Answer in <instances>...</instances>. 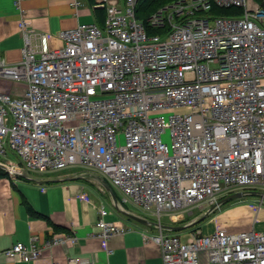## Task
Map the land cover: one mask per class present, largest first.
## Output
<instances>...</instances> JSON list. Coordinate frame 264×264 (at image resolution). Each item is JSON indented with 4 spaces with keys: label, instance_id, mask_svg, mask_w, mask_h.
Here are the masks:
<instances>
[{
    "label": "built area",
    "instance_id": "2783aa9c",
    "mask_svg": "<svg viewBox=\"0 0 264 264\" xmlns=\"http://www.w3.org/2000/svg\"><path fill=\"white\" fill-rule=\"evenodd\" d=\"M136 2L102 0V25L64 29V45L51 48L14 0L21 58L8 63L0 54V78L22 90L0 87L2 169L14 178L96 172L158 222L235 192L264 198V0H176L146 23ZM99 211L96 236L129 230ZM158 228L143 237L160 246L163 264H201L202 254L205 264H264V228L194 229L185 239ZM65 241L33 235L0 258L29 262ZM68 264L94 261L70 256Z\"/></svg>",
    "mask_w": 264,
    "mask_h": 264
},
{
    "label": "crops",
    "instance_id": "0c3cea01",
    "mask_svg": "<svg viewBox=\"0 0 264 264\" xmlns=\"http://www.w3.org/2000/svg\"><path fill=\"white\" fill-rule=\"evenodd\" d=\"M114 1L120 7L124 6L125 0ZM101 3L102 0H82L78 9L71 6L70 0H22L21 4L32 27L47 35L51 48H57L64 45L59 37L60 31L82 23L101 25L104 22L106 11ZM18 23L19 13L14 0H0V54L8 63H15L21 58L23 38ZM16 85H20L22 90L21 84L0 78V87L11 93L21 92ZM78 170L82 171L81 168ZM3 171L0 172V250L11 247L17 241L28 243L33 235L38 236L40 243L54 236H63L66 241L42 249L40 256L29 262L1 257L0 264H68L70 256H82L94 261V264H163L160 246L143 237L145 232L158 231V224L164 230L167 226L172 227L171 231L180 235L194 229L209 234L219 227L235 231L229 228L239 221L236 215L240 208L230 207L196 224L194 222L206 211L203 214L165 212L158 222L151 214L146 217L134 213L125 206L128 201L118 200L112 190L95 176L85 174H97L93 171L31 174L38 180L14 178ZM68 176L75 178L56 182L45 180ZM87 177L93 181L88 182ZM101 206L108 211L103 219L122 222L129 230L107 240L96 236L98 228L95 223L101 218ZM259 212L253 219V228L256 229L264 228V216ZM127 214L140 216L152 224L139 223ZM200 257L201 264H205V256L202 254Z\"/></svg>",
    "mask_w": 264,
    "mask_h": 264
},
{
    "label": "rangeland",
    "instance_id": "374dc122",
    "mask_svg": "<svg viewBox=\"0 0 264 264\" xmlns=\"http://www.w3.org/2000/svg\"><path fill=\"white\" fill-rule=\"evenodd\" d=\"M232 13L233 12H228V14H232ZM16 87H18L17 88L18 90H21L20 85H16ZM75 124H76L75 121H71V122L67 123L68 126H73ZM165 139L168 140L167 135H165ZM11 158L15 159V157H13V156H11ZM78 168L79 167H72V168H69V169L62 170V171H60V173H62V172H70V171H73V170L76 171L75 173H81V172H84V171H89V170L82 169V168H81L82 171H80V170H78ZM49 174H52V173H49ZM53 174H56V173H53ZM87 181L91 182V181H93V179L87 177ZM94 183L97 184V186H99V183L97 181H95ZM108 184H109L112 192L116 196V198L118 200H122L123 199L122 193L116 187L111 185L109 182H108ZM124 204H125V206L128 209H130L131 211H133L134 213H136L138 215L146 216V217L149 215L148 213L142 211V209H140L139 207L134 205L131 201H128V202H126ZM230 207L231 208H234V207L240 208V209H237V210H240V211L236 215V218L239 219V221L234 223V225L229 228L231 230L238 231V230L251 229L255 225L254 222H253L254 215L258 214V212L260 211L259 213L262 216H264V198L256 195L255 193L252 194V192H250V194L245 196V197L238 198V199L231 200V201H228V202L224 203L223 205L218 207L216 210H214L212 213L207 215V217L205 219L208 220V219L212 218L214 215L218 214L221 210L226 209V208H230ZM208 208H209V206H204L203 208L194 207V208H192V213L196 214V213L200 212V213L203 214L205 211H207ZM187 235H188L187 233L181 234L180 237L182 239H185V237Z\"/></svg>",
    "mask_w": 264,
    "mask_h": 264
},
{
    "label": "water",
    "instance_id": "95a60500",
    "mask_svg": "<svg viewBox=\"0 0 264 264\" xmlns=\"http://www.w3.org/2000/svg\"><path fill=\"white\" fill-rule=\"evenodd\" d=\"M5 166L0 164V168H4ZM85 174H91L93 176H95L107 189L111 190L110 189V186L108 185V183L103 179L101 178L99 175L97 174H93V173H85ZM81 176V175H79ZM22 177H26V178H29V179H35L34 177H32L30 174L28 173H25ZM72 178H75V176H68V177H56V178H48V179H45L47 181H50V182H56V181H62V180H66V179H72ZM35 180H38V179H35ZM245 196V193L244 192H235V193H231L229 195H226L224 196L220 201L217 202V204L215 205H212L211 207H209L207 209V211L198 219L196 220L194 223H200L201 221H203L207 215H209L210 213H212L215 209H217L218 207H220L221 205H223L224 203L228 202V201H231V200H235V199H238V198H241ZM131 219L139 222V223H142V224H145V225H150L152 224V222H150L149 220L147 219H144L140 216H137V215H132V214H127ZM167 230H172L173 228L172 227H165Z\"/></svg>",
    "mask_w": 264,
    "mask_h": 264
},
{
    "label": "trees",
    "instance_id": "16d2710c",
    "mask_svg": "<svg viewBox=\"0 0 264 264\" xmlns=\"http://www.w3.org/2000/svg\"><path fill=\"white\" fill-rule=\"evenodd\" d=\"M176 0H137L135 6V16L136 18L142 20L144 23L147 22L148 17L154 13L160 7H163L166 4L172 3ZM213 11L221 14H228V12L238 13L240 10L237 8H217L213 7ZM224 11V12H223ZM103 24V23H102ZM101 24V25H102ZM156 29H149L150 33L157 32ZM3 169L0 168V172ZM4 172V171H3Z\"/></svg>",
    "mask_w": 264,
    "mask_h": 264
}]
</instances>
